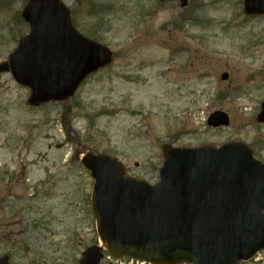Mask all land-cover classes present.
Returning a JSON list of instances; mask_svg holds the SVG:
<instances>
[{
    "label": "rangeland",
    "instance_id": "rangeland-1",
    "mask_svg": "<svg viewBox=\"0 0 264 264\" xmlns=\"http://www.w3.org/2000/svg\"><path fill=\"white\" fill-rule=\"evenodd\" d=\"M26 2L0 0V64L27 34L16 17ZM62 2L76 30L114 58L66 102L38 108L0 72V257L9 264H77L96 244L92 179L79 162L86 151L116 157L150 185L164 145L240 142L264 162V124L255 121L264 100V16H245L241 0H189L185 10L154 0ZM215 111L228 115V126L206 124ZM245 264H264V253Z\"/></svg>",
    "mask_w": 264,
    "mask_h": 264
},
{
    "label": "water",
    "instance_id": "water-1",
    "mask_svg": "<svg viewBox=\"0 0 264 264\" xmlns=\"http://www.w3.org/2000/svg\"><path fill=\"white\" fill-rule=\"evenodd\" d=\"M242 1L245 15H264V0ZM22 17L29 35L0 71L30 88V105L66 100L86 75L111 60L106 48L74 30L60 0H29ZM257 120L264 122V102ZM208 125L227 126L228 118L215 112ZM163 158L159 183L150 186L126 176L115 158L84 154L102 246L88 248L78 264H99L102 249L114 258L151 264H238L264 250V164L245 145H167ZM0 264L8 258L1 257Z\"/></svg>",
    "mask_w": 264,
    "mask_h": 264
},
{
    "label": "flooded vegetation",
    "instance_id": "flooded-vegetation-1",
    "mask_svg": "<svg viewBox=\"0 0 264 264\" xmlns=\"http://www.w3.org/2000/svg\"><path fill=\"white\" fill-rule=\"evenodd\" d=\"M8 182H9V183H8V185L6 186V187L8 188V190L6 189L5 192H6L7 194H9V193L12 194V190H13V188H11V183H10L11 181H10V179H8ZM29 201H32V198L29 199ZM100 264H105V263H104V261H102Z\"/></svg>",
    "mask_w": 264,
    "mask_h": 264
}]
</instances>
